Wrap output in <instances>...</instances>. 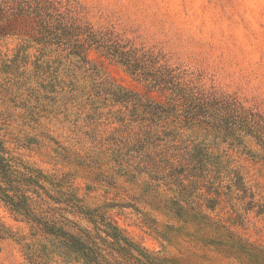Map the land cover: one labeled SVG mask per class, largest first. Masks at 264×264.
<instances>
[{
  "label": "rangeland",
  "instance_id": "rangeland-1",
  "mask_svg": "<svg viewBox=\"0 0 264 264\" xmlns=\"http://www.w3.org/2000/svg\"><path fill=\"white\" fill-rule=\"evenodd\" d=\"M52 1L126 50L264 118V0ZM26 45L16 35L0 37V141L20 172L29 169L52 197L71 200L78 215L65 214L76 225L70 232L95 238L112 264H264L262 145L249 136L239 146L209 145L242 187L220 179L215 159L207 177L180 172L202 139L189 132L140 158L132 150L148 123L142 117L165 105L160 92L91 50L87 65L69 57L72 73L60 76L64 88L72 83L77 91L50 94L32 76L46 68L38 46ZM113 233L129 246L114 243ZM33 234L0 202V264H78Z\"/></svg>",
  "mask_w": 264,
  "mask_h": 264
},
{
  "label": "trees",
  "instance_id": "trees-1",
  "mask_svg": "<svg viewBox=\"0 0 264 264\" xmlns=\"http://www.w3.org/2000/svg\"><path fill=\"white\" fill-rule=\"evenodd\" d=\"M60 9L59 3L52 0H0V37L19 36L27 43L23 48L37 45L40 58L46 64L45 70L32 74L35 79L42 81L39 88L50 94L72 95L77 87L66 83L64 88L60 79L61 75L69 77L72 73L68 66L72 63L69 57H75L87 65L89 51H97L106 59L124 67L130 75L145 82L150 89L160 92L166 100L165 105L157 106L142 115V119L148 123L140 125L139 137L132 152L144 159L149 149L159 143L172 141L182 131L189 132L194 134L195 139H202L195 144L196 155L190 157V167H183L180 172L189 171L193 177L197 174L207 177L210 162L215 159L220 179L227 180L235 187H242L241 177L229 167V161L221 160L218 156L212 157L209 145L221 141L239 146L242 144L240 137L249 136L264 147V118L249 113L235 99L215 97L184 81L180 73L156 66L157 62L152 56H139L135 49L126 50L110 34L95 32L70 11L62 12ZM18 56L15 55L16 59ZM129 122L135 121L129 119ZM208 137L212 138L209 143ZM23 169L24 172L19 171L18 163L0 141V202L30 223L34 229L33 235L39 231L46 236L51 250L67 262L112 264L113 256L100 247L95 238L84 234L79 228L80 233L76 234L67 229L71 227L70 224L71 228L76 225L65 214L78 215L69 209L71 200L61 201L52 197L39 183L40 176L33 175L29 169ZM225 188L228 189V185ZM56 193L60 194V191ZM52 203L64 204L66 208L52 207ZM57 211L59 215H56ZM113 239L116 244L123 242L124 246H129L117 233H113ZM46 248L45 244L39 245L38 253L44 255Z\"/></svg>",
  "mask_w": 264,
  "mask_h": 264
}]
</instances>
